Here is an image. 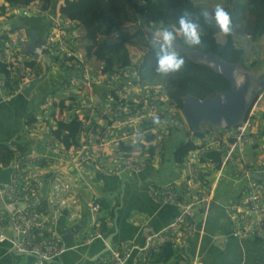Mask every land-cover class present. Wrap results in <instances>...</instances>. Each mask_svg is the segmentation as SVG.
Segmentation results:
<instances>
[{
	"label": "built area",
	"instance_id": "2783aa9c",
	"mask_svg": "<svg viewBox=\"0 0 264 264\" xmlns=\"http://www.w3.org/2000/svg\"><path fill=\"white\" fill-rule=\"evenodd\" d=\"M12 8L7 5L6 12L0 11V20L8 18ZM15 10L47 17L50 30L45 33V47L35 58L26 33L0 29V61L6 65V71L0 73V99L34 90L43 81L57 84L46 89L47 96L41 100L34 98L37 117L28 131L43 139L41 148L22 151L10 147L13 173L10 184L0 189V243L10 242L13 250L34 256V264H45L67 251L56 230V218L67 212L71 219L77 217L66 197L74 183L72 172L96 169L116 176L154 168L183 113L170 102L160 83L142 80L139 57L127 66L106 69L105 60L88 54L85 30L77 21L55 7L44 10L39 0ZM62 101L65 106L59 104ZM262 102L264 90L240 125L219 128L203 137H196L192 131L193 146L182 154L180 176L147 186L154 200L179 206L178 216L149 235L142 246L130 241L113 243L98 258V264H127L134 252V264H170L157 263L155 255L167 244L177 250L188 243L196 212L214 199L217 182L209 181L208 172H218V181L225 167H230L233 181L244 183L239 198L228 209L233 233L262 237L264 122L257 119V107ZM154 115L159 117V124L153 123ZM74 118L80 122L74 139L68 137L66 141V133L58 136L54 132L58 120ZM214 151L222 153L220 167L208 156ZM92 207L101 211L94 201ZM99 238H104L101 230L94 228L87 233L88 242Z\"/></svg>",
	"mask_w": 264,
	"mask_h": 264
},
{
	"label": "crops",
	"instance_id": "0c3cea01",
	"mask_svg": "<svg viewBox=\"0 0 264 264\" xmlns=\"http://www.w3.org/2000/svg\"><path fill=\"white\" fill-rule=\"evenodd\" d=\"M54 7L59 10L56 4ZM14 15L18 16V24L9 23L10 16ZM41 20L46 22L47 27V17L14 11L8 18L0 20V29L7 28L12 33L26 32L29 37L32 35L42 40L45 35H37ZM51 87L40 89L35 92L36 96L29 91L26 96L18 94L7 100L0 99V189L10 184L13 173L9 147L17 146L22 151H29L41 148L43 140L38 133L34 136L28 129L27 133L14 134L12 124L21 119L29 128L34 123L30 121L32 116L37 117L38 105L34 98L41 100L47 96L46 89ZM24 134L28 136H23ZM174 149L175 142L170 141L166 153L151 169L116 176L96 169L72 172L74 183L66 197L70 210L77 213V217L71 219L67 212L56 218L55 227L62 236L67 251L45 264H98V258L106 252L110 234L113 235V243L130 241L142 246L149 235L168 226L178 216L181 208L154 200L147 186L149 182L162 183L180 176V164L172 154ZM208 174L209 181L217 182L213 202L196 212L190 239L186 245L176 250V255L183 264H264V235H235L228 213L230 204L242 193L244 183L232 180L230 167L224 168L218 181V172L209 170ZM96 198L105 200L112 214L107 216L109 225L104 238L88 242L87 233L94 228L101 230L96 224L105 214L103 210L97 212L93 209L92 203ZM135 255L134 252L127 264H134ZM34 261V256L13 250L10 242L0 243V264H34ZM155 261L158 263L156 258Z\"/></svg>",
	"mask_w": 264,
	"mask_h": 264
},
{
	"label": "trees",
	"instance_id": "16d2710c",
	"mask_svg": "<svg viewBox=\"0 0 264 264\" xmlns=\"http://www.w3.org/2000/svg\"><path fill=\"white\" fill-rule=\"evenodd\" d=\"M32 1L34 0H0V11L6 12L7 5L16 8L27 6ZM39 1L44 10H50L56 4L55 0ZM223 6L231 12L233 17V31L228 35L221 33L214 23L209 24L204 21L200 12L205 9L195 0H61L59 11L63 16L77 21L84 28L88 54L94 53L97 58L105 60L106 69L131 64L133 55L130 46L142 49L143 54L137 62L142 80L160 83L166 89L170 102L182 108L183 97L186 95L193 94L204 99L208 95L214 96L217 92L227 91L231 83L223 74L216 72L208 65L191 60L184 52L180 54L185 57V67L166 78L161 77L155 72V52L148 40L153 32L163 27L178 29V17L184 9H187L192 13V18L199 21L202 28V45L190 48L204 52L215 51L226 61H241L244 68H248L244 63V50L237 46L234 34L246 33L254 42H258L264 36V0H226ZM130 26H133V29ZM111 34H116V37H111ZM178 45L187 46L179 36ZM251 64L255 66L256 62ZM4 71H6V65L0 61V73ZM59 104L65 106L64 101ZM35 120V116L30 119V121ZM185 123L183 116H180L178 125L173 128L166 144L167 150L170 141L175 142L172 154L178 164L182 163L183 152L187 151L191 145L193 146L192 130L186 129ZM57 127L54 132L58 136L66 133L67 141L68 137L74 139L80 131V122L77 118L69 121L58 120ZM216 129L220 130L209 125L208 128H204V132L194 134L196 137H203ZM9 150L13 160V151ZM166 150L161 153L162 156ZM208 156L215 159L217 167L221 166V152L214 151ZM94 202L99 204L105 213L96 225L106 232L109 225L107 216L111 215L112 211L105 200L96 198ZM155 258L158 262L170 261V264L171 262L183 264L170 244L156 254Z\"/></svg>",
	"mask_w": 264,
	"mask_h": 264
},
{
	"label": "water",
	"instance_id": "95a60500",
	"mask_svg": "<svg viewBox=\"0 0 264 264\" xmlns=\"http://www.w3.org/2000/svg\"><path fill=\"white\" fill-rule=\"evenodd\" d=\"M45 38L30 36V52L38 58L45 47ZM178 46L180 52L200 64L208 65L223 74L231 83L224 92H217L201 99L193 94L183 97L182 113L186 123L194 133L203 132V123L224 129L240 125L258 94L264 90V72L250 71L241 61H226L215 51L204 52L187 46ZM250 176L260 178L256 173ZM113 244V235L107 238L106 251Z\"/></svg>",
	"mask_w": 264,
	"mask_h": 264
},
{
	"label": "clouds",
	"instance_id": "9594fccd",
	"mask_svg": "<svg viewBox=\"0 0 264 264\" xmlns=\"http://www.w3.org/2000/svg\"><path fill=\"white\" fill-rule=\"evenodd\" d=\"M200 16L209 24H215L221 33L228 35L233 31V17L223 5L216 4L212 11L202 10ZM178 29L163 27L151 34L149 45L154 49L156 58L155 72L161 77L180 72L186 64L185 57L178 49V36L189 47L202 45V28L198 20L192 18V13L184 9L178 17ZM184 118V117H183ZM153 123L159 124L158 116H153Z\"/></svg>",
	"mask_w": 264,
	"mask_h": 264
},
{
	"label": "rangeland",
	"instance_id": "374dc122",
	"mask_svg": "<svg viewBox=\"0 0 264 264\" xmlns=\"http://www.w3.org/2000/svg\"><path fill=\"white\" fill-rule=\"evenodd\" d=\"M195 1L200 7H202L203 9H205L209 12L212 11L213 7L216 4L219 3L221 5H224L226 2V0H195ZM238 1H241V0H238ZM55 2H56L57 7H59L61 0H55ZM12 9H13V11L17 12L15 10V8H12ZM17 15L10 16V18H9L10 24H18L19 23ZM130 27H131V29H133V26H130ZM24 28H26V30L29 31V29L26 26H24ZM49 30H50V28H48V25L46 27V22L44 20H41L40 30H38L37 35L38 36H44L46 31H49ZM24 33H26V32H24ZM110 36L116 37V34H111ZM234 40H235L237 46L240 47L242 50H244V63L246 65V67H248L246 69H249L250 71L264 72V36L258 42H254L252 40V38L246 33H235L234 34ZM130 48H131V53L133 55V59H137L138 57L141 58V56L143 54L142 49L137 48L136 46H130ZM254 61L256 62L255 66H253L251 64ZM60 76H61V73H60ZM53 84L55 85L57 83L54 82L51 84L49 82L47 84V81H43L41 83V85L39 87L35 88L34 90H24L21 94L26 96L29 91H32V93H34V95L36 96L37 93H35V92L39 91L42 88L49 87ZM59 93L61 94L63 92L60 91ZM257 109L259 112L257 119L260 121V123H261V121L264 122V102H262L257 107ZM209 125H212V124L207 123V122L202 124L203 128H208ZM12 126H13V131H15L14 134H16L17 132H22V133L26 132L27 133L28 126L21 119H18L17 121H15L12 124ZM184 126L186 129H189V125L187 123H185ZM23 136H28V135L24 134Z\"/></svg>",
	"mask_w": 264,
	"mask_h": 264
}]
</instances>
